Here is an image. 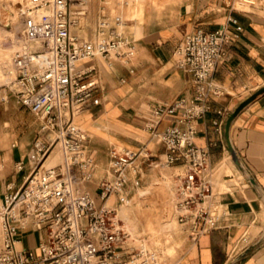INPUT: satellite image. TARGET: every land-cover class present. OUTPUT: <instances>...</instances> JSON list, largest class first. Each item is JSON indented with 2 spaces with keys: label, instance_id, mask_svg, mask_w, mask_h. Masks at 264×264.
Wrapping results in <instances>:
<instances>
[{
  "label": "built area",
  "instance_id": "1",
  "mask_svg": "<svg viewBox=\"0 0 264 264\" xmlns=\"http://www.w3.org/2000/svg\"><path fill=\"white\" fill-rule=\"evenodd\" d=\"M71 2L25 0L21 5V38L36 47L14 58L16 74L9 90L20 107L35 115L38 132L27 152L30 173L19 188L7 184L0 199V264H166L159 253L128 244L129 232L114 209L118 201H126L129 187H138L141 172L134 163L143 154L148 158L146 152L111 147L108 173L98 182L96 197L83 187L93 179L96 163L86 151L88 139L76 118L98 103L97 80L86 76L92 69L79 70L76 62L96 56L128 62L132 42L102 22L94 40L72 34ZM242 31L238 19L229 15L213 31L198 28L186 35L173 55L176 67L191 75L193 93L155 105L144 122L164 147V163L183 169L174 176L175 216L191 243L226 214L213 201L214 167L208 148L195 143L194 121L212 110L211 95L223 94L214 73ZM214 112L221 133L226 112ZM164 117L172 120L159 134L156 129ZM57 146L61 161L44 166ZM2 162L0 158V170ZM14 167L22 170L23 162ZM28 230L38 233L36 249L17 248L19 235Z\"/></svg>",
  "mask_w": 264,
  "mask_h": 264
},
{
  "label": "crops",
  "instance_id": "2",
  "mask_svg": "<svg viewBox=\"0 0 264 264\" xmlns=\"http://www.w3.org/2000/svg\"><path fill=\"white\" fill-rule=\"evenodd\" d=\"M75 1L74 6L90 2ZM108 2L111 3V0ZM110 12H117L121 18L120 27L130 25L133 32H127L134 45H137L131 51V56L133 60L141 61L137 67L126 68V78H122L124 82L119 79L123 85H116L112 76H109L111 89L108 93H105L100 83L102 57L96 56L77 64L79 70L92 69L86 76L97 80L95 94L98 103L86 107L77 116L76 124L89 138L91 136L101 143L97 145L101 157L108 154L105 150L111 149L106 142L137 152L143 150L147 156L151 155L154 146L164 150L161 143L154 142V137L149 140L151 133L140 128L138 121L145 122L152 108L159 103L192 95V77L176 67L173 55L175 48L189 33L198 28L213 31L229 15L236 17L242 25L239 39L228 45L227 56L217 65L214 73L223 94L211 95L209 102L212 110L194 121L197 130L195 143L208 148L214 170L226 155L230 160L232 148L243 172L253 183L234 162L242 173V179L239 177L238 184L232 185L229 191L221 192L214 174L212 198L226 214L219 217L196 243L188 240L179 264H264V91L235 115L229 127L226 126L236 108L264 88V0H115V7L110 8ZM95 35L97 37V30ZM106 66L109 67L105 69L106 72L110 68L114 69L112 63H106ZM12 105L17 107L12 109L13 116L25 115L26 109L16 101ZM219 108L226 112L221 133L216 130L217 115L214 112ZM1 111L4 116H9L6 106ZM28 114L35 116L30 111ZM171 120L170 117H164L156 132L160 134ZM30 137L19 136L10 148L2 149L7 161L3 160L0 153L3 160L0 199L6 192L7 184L19 188L31 171L27 160L33 140L27 142ZM17 161L23 162L20 171L14 167ZM58 161V156L53 159V163ZM230 177L224 175L225 179ZM89 189L93 192L92 188ZM36 235L37 232L30 230L22 232L21 236L27 241L19 237L20 245L33 248L38 241Z\"/></svg>",
  "mask_w": 264,
  "mask_h": 264
},
{
  "label": "rangeland",
  "instance_id": "3",
  "mask_svg": "<svg viewBox=\"0 0 264 264\" xmlns=\"http://www.w3.org/2000/svg\"><path fill=\"white\" fill-rule=\"evenodd\" d=\"M108 1L109 0H90L87 4L80 3L77 6H74L72 1L71 11L83 12L82 14L72 15V17L76 16L75 20L77 21V25H73L71 27L72 34L86 40H94L96 37L95 31H98L99 24L101 22L108 23L112 26V28H114L115 33L126 37L127 40L132 42L131 51L134 50L137 48V45H134L133 40L130 39L131 37L129 36V33H132L133 30L128 24L123 27L118 25L122 22L121 18L118 14H116L117 12H115V14L113 12L111 14L110 12V8L113 9L115 7V0H111V3ZM157 1L161 2L164 0ZM16 6L21 7V4L19 3ZM101 8L102 11H100ZM20 27V25L18 27L17 25H13L11 23H8L7 25H2L0 23V153L4 161H7V159L2 149L10 148L11 145L17 141V138L22 135H30V140H27V142H30L38 132V120L35 116L29 115L28 110H26L24 116H13L12 109H17V107L12 105L15 99L9 90L10 86L7 85L15 76L13 59L25 50V48L27 49L29 47V44H25L20 41ZM127 31H129V33ZM100 60L103 65L100 83L104 86L105 93H108L111 89L109 76H112L116 85H123L119 83V79L126 78V68H132L134 66L137 67L141 61L140 59L133 60L132 56H130V60L128 62H124L123 60L115 57H112L111 59L100 58ZM106 63H112V67H114V69L110 68V70L106 72L105 69L108 67L106 66ZM4 106H6L9 116H4L1 111ZM119 118H121V116ZM138 122L139 127L145 129L144 122ZM86 136L88 139V147L86 148V151L96 163V170L93 179L86 182L84 185L86 186L85 188H92L93 192H90V194L93 197H96L94 189L97 187L100 179L106 177L108 173V166L110 162L109 150H105L108 154H103V157H101L99 155V150L97 151V145L101 143L95 141L91 136L89 138L88 134H86ZM151 138H153L152 135L149 137V140H151ZM154 138L155 143H161L158 136ZM106 144H110L111 147L116 149H123L119 148V146L113 142H106ZM124 148L126 147L124 146ZM162 153H164L162 147L157 149L154 146L151 148V155H148V158L143 157V154L136 159L134 165L138 166L140 169V183L138 187L134 189L129 187L127 197L125 198L126 201H118L115 207L120 208L122 206L121 209L123 211V216L133 222L136 229L133 228L131 224L127 222L124 223V220H121L123 228L127 232L128 228H133L135 230L136 235H134L132 241L134 244L139 241H145L152 246L156 253H159L163 257L166 264H179L181 254L184 252L189 242L188 231L184 229L183 226L176 223V221L171 217L173 204L172 194L168 188L169 172L168 170H162L157 166L158 162L162 163L165 161V156H160ZM60 161L61 158L58 162ZM230 164V160L226 155V158L215 170V177L217 178V183H219L221 187V192L229 191L232 185L238 184L239 175ZM168 167L169 170L172 172L174 171L175 166L170 165ZM224 175L231 177L229 179H225ZM125 193L126 192H123L122 197H125ZM168 206L169 213L165 216L163 213ZM139 236L140 238H138ZM19 237L27 241V238L21 235H19ZM36 237H38V233ZM130 237L131 236L129 234L127 237L128 240ZM33 249H36V245L33 246Z\"/></svg>",
  "mask_w": 264,
  "mask_h": 264
},
{
  "label": "bare ground",
  "instance_id": "4",
  "mask_svg": "<svg viewBox=\"0 0 264 264\" xmlns=\"http://www.w3.org/2000/svg\"><path fill=\"white\" fill-rule=\"evenodd\" d=\"M72 1H73V5H74V3L76 1L75 0H72ZM241 1L251 2V1H254V0H241ZM19 3L22 5V8H23V6L25 5V0H0V23L2 25H7L8 23H11L13 25H17L18 27H19V25L22 27V24H21L22 23L21 22L22 15L20 13V10L22 8L16 6ZM71 14L72 15H77L78 13L76 11H72ZM75 19H76V16L72 17V22H74V25L77 23V21ZM21 27H20V30H21ZM20 41L23 42V43H25V44H29V47L27 49L36 47V44L34 42H32V41H25L22 38H20ZM80 61H83V60H80ZM80 61H77L76 63L78 64ZM13 67H14V63H13ZM14 70H15V68H14ZM15 74H16V71H15ZM14 78H15V76H14ZM13 79H11L9 81V84H7V85L10 86L11 82L13 81ZM57 156L59 157V159L61 158V155H60L58 146L55 147V149L49 155V157L47 158V160L44 163V166L47 165V164H49V165L56 164V163H53V159L55 157H57ZM229 157H230V163H231L230 165L233 167V169H235L236 173L242 179V173L233 164V161H232L231 156H229ZM157 166L160 169H162V170H168V172H169V174H168V178H169L168 188H169V190H170V192L172 194V204H173V210H172V213H171V217H172V219H174L176 221V223H178L177 220H176V216H175V190L173 188V186H174L173 184H174V176L176 174L182 173L183 172V169L181 167L175 166L174 167V171L172 172L171 170L168 169L169 167L164 162H162V163L161 162H158L157 163ZM215 170H216V168H215ZM215 170H214V174H215ZM165 178H166V175H165ZM164 184H166V183H164ZM83 187H84L85 191H87L88 193L91 192L90 189L85 188L86 187L85 185H83ZM262 197L264 198V196H262ZM108 202H109V204H111L112 198H110L108 200ZM218 206H219L218 207L219 208V211L221 212L223 210L222 209V206H220V205H218ZM0 207H1V204H0ZM121 208H122V206L120 208H117V207L114 206V209L116 211L117 218L119 220H122V221L124 220V223L127 222V223L131 224V226L133 228H135L133 222L130 219L128 220L126 217L123 216V211H122ZM168 210H169V206L166 207V209H165V211L163 213L165 216L168 215V213H169ZM133 228H128V232H129V234L131 236L129 238V240H127L128 244L133 245V247L136 246V247H140L142 249H148V250L154 251L153 248H152V246L150 244H148L147 242H145V241H139L136 244H134L132 242L133 241V238H134V235H136V232H135V230ZM3 237H4V235H3V228H2L1 218H0V248H1V245H2ZM138 238H140V236ZM37 240L39 241L38 238H37ZM38 241H37V243H38ZM16 246H17V248H20L21 247V245H20L19 242L16 243Z\"/></svg>",
  "mask_w": 264,
  "mask_h": 264
},
{
  "label": "water",
  "instance_id": "5",
  "mask_svg": "<svg viewBox=\"0 0 264 264\" xmlns=\"http://www.w3.org/2000/svg\"><path fill=\"white\" fill-rule=\"evenodd\" d=\"M264 91V88L260 89L259 91H257L256 93H254L253 95H251L249 98H247L246 100H244L237 108L236 110L229 116L228 120H227V123H226V126L229 127V124L231 122V120L235 117V115L243 108L245 107L250 101H252L259 93L263 92ZM230 154H231V158L233 160V162L239 167V169L243 172V169L240 165V162L236 156V154L234 153L233 149L231 148L230 150ZM244 176L246 178H248L251 182V178L248 177L244 172H243ZM253 183V182H252Z\"/></svg>",
  "mask_w": 264,
  "mask_h": 264
}]
</instances>
